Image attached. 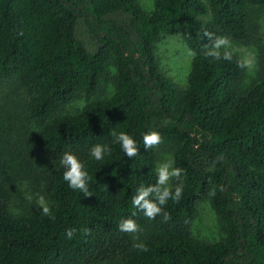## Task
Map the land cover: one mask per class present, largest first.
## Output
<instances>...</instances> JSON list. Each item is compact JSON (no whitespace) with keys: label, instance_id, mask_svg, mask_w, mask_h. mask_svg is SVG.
Returning <instances> with one entry per match:
<instances>
[{"label":"trees","instance_id":"1","mask_svg":"<svg viewBox=\"0 0 264 264\" xmlns=\"http://www.w3.org/2000/svg\"><path fill=\"white\" fill-rule=\"evenodd\" d=\"M263 5L152 0L147 11L137 0H0V264H264V78L243 89L238 55H204L205 31L259 41L250 8ZM172 33L195 53L184 88L155 53V40ZM259 58L264 65V44ZM110 61L116 91L96 96ZM81 94L83 110L63 113ZM151 130L184 170L180 201L164 206L167 222L132 205L141 184L156 183L158 146L145 149L142 139ZM121 131L138 155L124 154L112 135ZM14 136L28 145L20 159L11 157ZM95 144L111 152L96 160ZM69 150L85 165L90 196L63 179ZM205 198L222 222L218 240L190 232ZM123 218L142 232H121ZM141 241L148 251L133 247Z\"/></svg>","mask_w":264,"mask_h":264},{"label":"clouds","instance_id":"2","mask_svg":"<svg viewBox=\"0 0 264 264\" xmlns=\"http://www.w3.org/2000/svg\"><path fill=\"white\" fill-rule=\"evenodd\" d=\"M204 35L208 37L210 44L206 46L204 52L205 57H211L215 60H228L233 59L232 42L228 36H217L213 33L205 31ZM223 49V51H221ZM189 55L195 56V53L191 50ZM238 67L252 71L255 69L254 54L249 53L248 57L242 58L237 61ZM84 102H80V109L83 110ZM116 137V142L120 144L124 154L130 159L138 155V144L136 140L128 133L121 131L120 133H112ZM143 146L145 149H151L158 146L162 142L161 134L156 130L147 131L143 134ZM111 152V149L106 145L95 144L90 149V155L96 160H102L105 153ZM61 165L64 168L63 179L67 182L68 186L73 190H79L84 193L85 196H90L88 189L89 176L85 170V165L80 159L72 152L65 151L60 160ZM156 183L154 185L145 186L141 184L136 194L132 197V205L140 210L144 216L148 219H155L158 215L163 216V221L167 222L171 219L169 213L164 211V206L169 200L178 203L183 194V182L181 177L184 170L175 166V161L169 159L165 162L159 163L155 168ZM180 181L173 185L172 180ZM32 199L31 196L28 197ZM37 203L42 210V214L48 217H52L51 208L48 201L42 195L37 194ZM135 215V213H133ZM118 228L121 232L136 234L142 232L140 226L132 218H123ZM76 229H66L65 235L67 239H72L75 235ZM134 240H139L138 236H133ZM134 248L140 251H148L147 245L142 241L133 244Z\"/></svg>","mask_w":264,"mask_h":264},{"label":"rangeland","instance_id":"3","mask_svg":"<svg viewBox=\"0 0 264 264\" xmlns=\"http://www.w3.org/2000/svg\"><path fill=\"white\" fill-rule=\"evenodd\" d=\"M138 3L147 11H152V0H137ZM250 23L256 25L257 37L259 41L255 43L244 44L240 40L230 39L232 42V52L240 59L248 57L249 53L254 54L255 69L252 71L243 69V78L241 86L248 89L255 83L264 78V65L260 61L259 53L264 44V5L251 6ZM223 36V35H219ZM155 53L158 58L160 69L168 75L173 83L179 88L187 85V73L190 66L191 55L180 34H163L154 42ZM116 67L113 61L106 66L101 79L100 90L96 96L109 97L116 91ZM85 102L84 95H78L64 109L63 113H73L80 108V102ZM17 135V134H16ZM12 138V137H11ZM15 145L11 144V157L20 159L18 156H24L28 152V145L24 140H17L14 136ZM17 140V141H16ZM158 156L155 160V167L169 159L174 160V151L171 147L158 146ZM172 182V181H171ZM31 193V192H29ZM190 232L196 238L205 241L218 240L223 235V226L218 213L211 207L208 200H201L196 207V216L191 225Z\"/></svg>","mask_w":264,"mask_h":264}]
</instances>
